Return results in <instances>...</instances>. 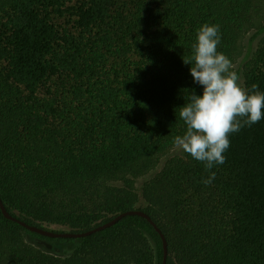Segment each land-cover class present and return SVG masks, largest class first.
I'll return each mask as SVG.
<instances>
[{"label": "trees", "instance_id": "trees-1", "mask_svg": "<svg viewBox=\"0 0 264 264\" xmlns=\"http://www.w3.org/2000/svg\"><path fill=\"white\" fill-rule=\"evenodd\" d=\"M258 0H0V197L33 225L85 231L143 209L166 264H264V120L230 134L210 174L172 157L197 29L218 24L236 61ZM184 58V59H183ZM264 91V41L245 87ZM58 228V229H56ZM0 208V264H163L161 234L128 215L69 255L29 242Z\"/></svg>", "mask_w": 264, "mask_h": 264}, {"label": "clouds", "instance_id": "clouds-1", "mask_svg": "<svg viewBox=\"0 0 264 264\" xmlns=\"http://www.w3.org/2000/svg\"><path fill=\"white\" fill-rule=\"evenodd\" d=\"M222 34L218 24L204 23L196 32L193 55L184 59L190 64L193 83L202 87V94L191 95L181 107L179 117L186 125L175 145L209 171L202 183L215 179L212 169L223 165L230 148V134L264 120V91L258 84L242 87L238 74L232 71L231 59L218 51Z\"/></svg>", "mask_w": 264, "mask_h": 264}, {"label": "rangeland", "instance_id": "rangeland-1", "mask_svg": "<svg viewBox=\"0 0 264 264\" xmlns=\"http://www.w3.org/2000/svg\"><path fill=\"white\" fill-rule=\"evenodd\" d=\"M264 41V0H258L255 9L252 14L250 25L242 32L240 39V52L236 61L232 65V71H235L239 77V83L242 87H245V74L252 66L258 49ZM187 153H184L176 145L171 151L164 156L157 166L150 171L146 176L140 178L137 181V186L142 187L146 182L150 181L156 176L167 162L172 157H185ZM58 229V228H56ZM27 239L29 242L41 247L42 249L59 253L61 255H69L78 245L80 241L78 239L65 242H57L42 238L38 235L28 232Z\"/></svg>", "mask_w": 264, "mask_h": 264}, {"label": "water", "instance_id": "water-1", "mask_svg": "<svg viewBox=\"0 0 264 264\" xmlns=\"http://www.w3.org/2000/svg\"><path fill=\"white\" fill-rule=\"evenodd\" d=\"M0 208H1L3 214L5 215L6 218L13 220V221H16V222H19L21 225H23L24 227H26L27 229H29L32 232H35L39 235L50 237V238H75V239L84 238V237H88L94 233L100 232L102 230H105V229L115 225L117 222H119L121 219H123L124 217H126L128 215H138V216L144 217L147 220H149L151 222V224L154 226V228L161 234V237L163 240V247H164L163 264H166L167 255H168V242H167L166 236L163 233L161 227L157 224V222H155V220L151 217V215L143 209H129V210L123 211V212L117 214L116 216H114L113 218H111L110 220H108L107 222L99 224V225H97L94 228H91L89 230H85V231H59V230L48 229L45 227L29 224V223L17 218L16 216L12 215L7 210V208H6L1 197H0Z\"/></svg>", "mask_w": 264, "mask_h": 264}]
</instances>
